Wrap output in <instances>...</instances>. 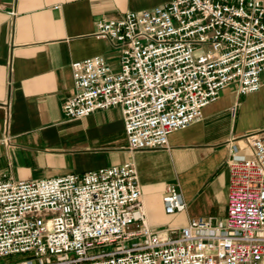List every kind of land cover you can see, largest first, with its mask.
<instances>
[{"label":"built area","instance_id":"obj_1","mask_svg":"<svg viewBox=\"0 0 264 264\" xmlns=\"http://www.w3.org/2000/svg\"><path fill=\"white\" fill-rule=\"evenodd\" d=\"M95 37L118 51L71 63L72 121L119 106L127 151L164 149L170 133L202 119L223 89L260 88L264 8L260 0H168L99 19ZM250 156L229 147L225 217L191 219L176 236L149 227L131 163L43 180L0 174L2 264H264V129L245 136ZM168 214L185 208L174 185Z\"/></svg>","mask_w":264,"mask_h":264},{"label":"crops","instance_id":"obj_2","mask_svg":"<svg viewBox=\"0 0 264 264\" xmlns=\"http://www.w3.org/2000/svg\"><path fill=\"white\" fill-rule=\"evenodd\" d=\"M167 1L0 0L2 176L43 180L131 163L149 227L176 236L191 219L225 217L229 147L250 156L245 136L264 129V72L251 94L237 93L234 85L223 89L202 119L169 134L164 149L129 153L119 106L72 121L62 115L75 93L72 62L101 55L118 70V51L95 37V22ZM168 185L185 203L179 213L164 211Z\"/></svg>","mask_w":264,"mask_h":264},{"label":"rangeland","instance_id":"obj_3","mask_svg":"<svg viewBox=\"0 0 264 264\" xmlns=\"http://www.w3.org/2000/svg\"><path fill=\"white\" fill-rule=\"evenodd\" d=\"M27 258H28L27 255H19V254H17V255H14V256H11V257H8V258H5V259L1 258L0 259V264L4 263L5 261L14 263L15 261H21V260H25Z\"/></svg>","mask_w":264,"mask_h":264}]
</instances>
